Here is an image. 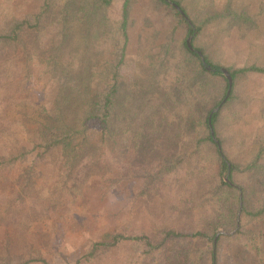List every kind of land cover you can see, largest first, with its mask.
<instances>
[{"label": "rangeland", "instance_id": "1", "mask_svg": "<svg viewBox=\"0 0 264 264\" xmlns=\"http://www.w3.org/2000/svg\"><path fill=\"white\" fill-rule=\"evenodd\" d=\"M178 1L199 28L193 45L211 61L230 70L264 68V0ZM66 3L0 0V24L27 20L39 28L36 44L25 37L26 46L23 42L0 45V111L7 109L16 120L9 136L0 135V264H145L139 243L113 244V236L150 234L151 228L173 225L185 231L193 224V213L177 191L165 187L167 177L157 173L161 163L138 151L140 131L125 120L117 144L105 149L98 161L86 158L79 165L64 158L62 146H47L48 138L38 132L45 111L61 97L62 74L76 70L77 57L71 53L59 57L52 70L43 59L33 57L41 52L65 54L63 39L71 30L65 19ZM121 4L122 0H114L108 11L111 30L96 48L91 95L101 98L117 66L129 92L147 72L159 71L171 89L190 88L193 104L211 107L223 83L184 67L186 24L157 0H132L124 39ZM1 79L8 80L12 93ZM233 92V100L221 113L218 133L227 157L238 165L233 185L241 201L236 227L218 232L232 237L223 246L224 259L228 257L231 264H264V220L245 219L242 233L236 234L243 209L259 208L264 201V74L239 75ZM84 125L86 140L98 144L100 123L92 119ZM195 140L196 135L188 134L179 141L181 158ZM249 164L255 165L248 171ZM198 226L203 228L201 223ZM94 245H98L95 256H89Z\"/></svg>", "mask_w": 264, "mask_h": 264}, {"label": "trees", "instance_id": "2", "mask_svg": "<svg viewBox=\"0 0 264 264\" xmlns=\"http://www.w3.org/2000/svg\"><path fill=\"white\" fill-rule=\"evenodd\" d=\"M43 1L45 5L50 3V0ZM157 1L172 10L174 15L186 24L187 33L192 36L191 46L203 56L205 65L195 51L188 49L185 40L183 47L187 54H183L184 67L191 74L195 72L197 76L208 80L220 79L223 83L221 94L212 106L199 108L198 104H193L190 100V91H188L190 88L180 92L171 89L166 76L159 71L147 72L138 87L133 92H129L120 78L117 66L111 71L107 89L101 98L98 100L93 97L90 84L96 75V48L110 33L111 22L108 11L114 0H86L85 3L67 0L64 5L65 19L71 25V30L63 39L64 46L61 53L65 54L41 52L42 54H33V57L40 62L43 59L52 70L59 57L71 53L77 57L76 70L73 73L62 74L61 97L56 101L53 109L45 111L42 121L39 122L38 132H41L40 135L44 139L48 138L47 146H62L64 158L79 165L86 158L98 161V157L105 149L117 144L119 130L123 122L128 120L129 125L140 131L136 138L138 151L150 155L161 163L157 173L161 177H167L165 187L174 193L177 191L183 203L190 207L193 224L187 226L185 231L173 225L161 229L151 228L150 234L136 236L116 234L113 236V244L120 241L139 243L143 247L141 254L145 264L149 262L150 264H231L228 257L224 259L223 246L232 237L221 235L215 244L214 237L219 230L225 231L236 227L241 200L239 190L233 184L239 168L227 157L218 127L223 109L234 98L233 87L236 78L247 73L264 74V68L249 66L236 70L227 69L232 77V88L226 101L222 103L228 90V83L221 73L223 67L211 61L200 48L193 45L199 28L193 22H191L192 28L190 27L188 14L178 0L169 1L179 6L187 20L165 0ZM131 3L132 0H122L121 4L120 28L124 39ZM38 29L36 22L2 20L0 45L23 42L26 46L25 37L36 44L35 31ZM34 48L40 49V47ZM75 51H79L78 54H74ZM120 56L121 64L123 54ZM205 66H210L212 71L206 70ZM182 75L187 76L183 69ZM1 80L3 87L7 86L12 93L13 87L9 85L8 80ZM193 83L196 85L195 77ZM219 105H221L220 109L211 114L209 120L211 111ZM81 115L84 118H81ZM92 119L97 120L102 128L99 143L96 145H91L84 135L86 130L84 123ZM12 121L16 120L7 113V109L0 111V135L9 136ZM188 134L196 135L195 145L187 149L184 158H181L180 152L183 150L180 149L179 141ZM253 165L255 164L246 166L248 171ZM224 174H228L229 183L224 180ZM181 179L185 180L182 185ZM201 208L202 213L199 212ZM241 214L240 228L236 234L242 233L241 222H245V219L250 222L264 220V201L259 208H244ZM200 223L203 228H199ZM248 233L245 232L246 236ZM248 239L252 241L253 238L249 235ZM197 244H201L200 247ZM102 245L110 246L106 243ZM97 247L98 245H94L88 251V255L95 256ZM254 248L257 249V246L254 245Z\"/></svg>", "mask_w": 264, "mask_h": 264}, {"label": "water", "instance_id": "3", "mask_svg": "<svg viewBox=\"0 0 264 264\" xmlns=\"http://www.w3.org/2000/svg\"><path fill=\"white\" fill-rule=\"evenodd\" d=\"M165 1H166L170 6H172L177 12H179V13L181 14V16H183V17L187 20V17L184 15L183 11L179 8V6H177L176 4L170 2L169 0H165ZM188 24H189L190 27L192 28V24H191L190 21H188ZM191 39H192V36H189V37L187 38V40H186V45H187V47H188V49H189L190 51H195V50L193 49V47L191 46ZM195 52H196V53L198 54V56L200 57V60H201V62L203 63V65H205V63H204V59H203V56H202L201 52H199V51H195ZM205 68H206V70H208V71H212V69H211L210 66H205ZM221 73L223 74V76L225 77V79L227 80V83H228V90H227V92H226V96H225V98L222 100V103H224V102L226 101L227 97L229 96L230 91H231V88H232V77H231L229 71H228L227 69H225V68H222V69H221ZM220 107H221V105L215 107V108L211 111V113H210V115H209V120H210V118H211V114L217 112V111L220 109ZM211 135H212V137L214 138V133H213L212 130H211ZM214 140H216V139H214ZM228 167H229V165H228ZM227 175H228V174H227ZM227 175L224 177V180H225L226 182L229 183L228 178H227ZM220 234H224V233H223V232H218V233L216 234V236H215V238H214V244H215L216 239L218 238V236H219Z\"/></svg>", "mask_w": 264, "mask_h": 264}]
</instances>
